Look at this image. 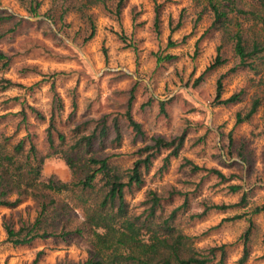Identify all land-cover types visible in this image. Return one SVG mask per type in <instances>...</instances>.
Wrapping results in <instances>:
<instances>
[{
	"label": "rangeland",
	"instance_id": "374dc122",
	"mask_svg": "<svg viewBox=\"0 0 264 264\" xmlns=\"http://www.w3.org/2000/svg\"><path fill=\"white\" fill-rule=\"evenodd\" d=\"M200 1L127 0L120 16L94 5L85 13H70L62 26L46 16L50 0H43L36 17L30 16L18 0H0V15L14 16L0 27L1 32L21 22L15 33L5 36L0 44V50L13 57L12 67L4 77L16 84L0 93V116L8 114L0 121V128L8 135L18 132L16 135L23 137L20 117L12 114L21 110V102L48 114L54 89L64 104L59 120L61 131L69 132L89 121L92 129L99 118L121 114L125 138L119 149L109 147L104 153L119 155L112 161L129 168L135 161L134 153L143 145L134 142V135L126 130L122 119L135 89L133 117L149 138H172L184 131L188 135L180 156L171 158L166 170L161 168L168 152L155 161L145 187L127 195L131 209L141 212V203L151 190L166 198L175 194L171 203L166 202L168 212L183 206L187 198L177 225L194 238L197 248L226 246V264H237L251 228V256L246 264H264V215L252 213V208L264 203V73L231 72L238 64L233 44L223 42L219 31H209L213 15L207 3ZM170 41L177 45L170 47ZM221 45L228 62L208 71ZM167 55L174 59L158 61ZM202 75L203 81L198 82ZM223 76L222 99L246 90L243 102L229 106L215 103L217 82ZM13 98L19 101H10ZM256 98L262 99L259 112L251 121L237 125V113L247 111ZM162 101L169 103L168 116L161 114ZM73 102L77 104L75 113ZM47 127V122L33 118L29 121L43 155L49 152ZM241 154L250 162H245ZM212 170L221 172L226 179L222 181ZM52 176L65 183L76 179L60 156L46 160L43 180ZM233 186L242 189L234 192ZM243 191L248 193L249 206L234 207L241 202ZM211 205L233 207L192 217ZM35 215L31 200L15 209L0 206V264H31L39 252H44L41 264L88 258L91 246L85 236L68 242L38 240L24 246L9 242L5 222H16L20 216L33 220ZM78 215L83 219L80 211ZM236 216L241 218L229 220Z\"/></svg>",
	"mask_w": 264,
	"mask_h": 264
},
{
	"label": "trees",
	"instance_id": "16d2710c",
	"mask_svg": "<svg viewBox=\"0 0 264 264\" xmlns=\"http://www.w3.org/2000/svg\"><path fill=\"white\" fill-rule=\"evenodd\" d=\"M26 12L33 17L39 15L43 0H18ZM200 1V0H199ZM213 20L209 31H219L223 42L233 44V53L238 64L231 72L249 70L256 75L264 73V0H204ZM51 7L46 16L54 24L65 26L66 17L72 13H85L91 6L100 5L109 13L120 16L126 7L127 0H50ZM201 3V1H200ZM156 24L159 22V7L157 6ZM11 14L0 15V27L11 20ZM21 23V22H19ZM19 23L6 32L0 29V44L5 36L15 33ZM179 24L178 26H180ZM93 28L95 27L92 22ZM175 28L173 29V31ZM177 44L170 41L169 46ZM223 45L217 49V56L207 69L214 70L225 65L228 60L222 54ZM174 56L160 57L161 61H171ZM13 57L0 50V93L15 87V83L4 77L12 67ZM204 75V74H203ZM203 75L198 82L203 81ZM217 82L215 103L217 105H234L243 102L246 90L223 96V81ZM53 101L48 114L21 102V110L13 116L20 117V125L25 131L23 137L15 132L8 135L0 128V206L17 208L26 200L34 203L36 215L33 220L20 216L17 221L5 222V231L9 242L15 246L32 245L38 240L56 239L68 242L74 237H87L91 250L84 261H61L57 264H226V246L197 248L194 238L185 234L177 225L184 205L168 212L166 202L171 203V194L166 198L155 191H148L146 199L141 203L144 209L134 212L127 200L131 195L146 185V177L154 167L155 161L164 152L162 170L170 166L171 158L179 157L184 148L188 132L166 138L164 136L148 137L143 125L133 117L134 92L131 93L127 109L122 115L126 130L134 135V142L143 145L134 153L135 161L129 168H122L112 160L117 154L107 155L104 150L113 147L119 149L125 138L121 114H107L96 121L89 129L83 123L69 129V132L59 128L60 117L64 110L61 97L53 89ZM10 101H19L13 98ZM8 101V102H10ZM152 103V102H151ZM168 102H160L161 114L168 116ZM262 99L253 100L247 111L238 112L236 124L251 121L259 112ZM74 113L77 110L73 102ZM7 115L0 116V121ZM33 118L41 123L47 122L46 142L48 153L43 155L34 141L29 128ZM88 128V129H87ZM60 156L70 168L74 181L65 183L54 176L43 180L46 160ZM241 158L247 163L249 159ZM212 172L224 181V174L217 170ZM234 192L242 187L233 186ZM68 199V200H67ZM248 207V193L243 191L241 202L234 207ZM227 205L205 206L201 214L192 216L203 217L209 211L226 210ZM80 211L83 219L78 215ZM255 215H264V203L252 208ZM241 216L229 220L240 219ZM245 235L243 255L237 264H246L251 256L249 235ZM44 252H39L31 264H41Z\"/></svg>",
	"mask_w": 264,
	"mask_h": 264
}]
</instances>
